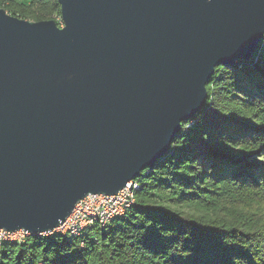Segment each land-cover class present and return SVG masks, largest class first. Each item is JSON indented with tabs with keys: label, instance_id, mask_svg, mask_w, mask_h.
<instances>
[{
	"label": "water",
	"instance_id": "95a60500",
	"mask_svg": "<svg viewBox=\"0 0 264 264\" xmlns=\"http://www.w3.org/2000/svg\"><path fill=\"white\" fill-rule=\"evenodd\" d=\"M59 3L62 27L0 8V231L62 234L127 188L264 37V0Z\"/></svg>",
	"mask_w": 264,
	"mask_h": 264
},
{
	"label": "trees",
	"instance_id": "16d2710c",
	"mask_svg": "<svg viewBox=\"0 0 264 264\" xmlns=\"http://www.w3.org/2000/svg\"><path fill=\"white\" fill-rule=\"evenodd\" d=\"M0 8L62 23L59 0H0ZM207 94L169 151L134 180L124 215L79 236L3 241L0 264H264V213L241 208L264 206V37L251 61L218 65Z\"/></svg>",
	"mask_w": 264,
	"mask_h": 264
},
{
	"label": "built area",
	"instance_id": "2783aa9c",
	"mask_svg": "<svg viewBox=\"0 0 264 264\" xmlns=\"http://www.w3.org/2000/svg\"><path fill=\"white\" fill-rule=\"evenodd\" d=\"M137 184L132 182L127 188L116 195L95 194L88 195L75 207L66 223L60 228L62 234L79 236L84 230L100 225L104 227L114 219L125 214L135 203L134 191ZM29 235L25 231H0V244L3 241L23 242Z\"/></svg>",
	"mask_w": 264,
	"mask_h": 264
},
{
	"label": "rangeland",
	"instance_id": "374dc122",
	"mask_svg": "<svg viewBox=\"0 0 264 264\" xmlns=\"http://www.w3.org/2000/svg\"><path fill=\"white\" fill-rule=\"evenodd\" d=\"M63 26V24L61 23V27ZM231 67V66H230ZM234 67V66H232ZM252 93V90H249L248 91V94L251 95ZM242 210H246V211H249V210H252V211H261L262 214L264 213V206H259V205H256V204H251L249 207H241ZM226 211L227 212H233V211H238L236 208H233L231 206H226ZM25 241V240H23Z\"/></svg>",
	"mask_w": 264,
	"mask_h": 264
}]
</instances>
